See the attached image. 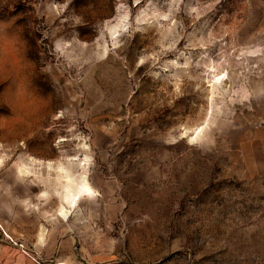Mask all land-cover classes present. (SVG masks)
Segmentation results:
<instances>
[{
    "label": "rangeland",
    "instance_id": "374dc122",
    "mask_svg": "<svg viewBox=\"0 0 264 264\" xmlns=\"http://www.w3.org/2000/svg\"><path fill=\"white\" fill-rule=\"evenodd\" d=\"M0 143V264H264V0H0Z\"/></svg>",
    "mask_w": 264,
    "mask_h": 264
},
{
    "label": "built area",
    "instance_id": "2783aa9c",
    "mask_svg": "<svg viewBox=\"0 0 264 264\" xmlns=\"http://www.w3.org/2000/svg\"><path fill=\"white\" fill-rule=\"evenodd\" d=\"M4 160H5V150L2 144L0 143V170L4 165Z\"/></svg>",
    "mask_w": 264,
    "mask_h": 264
},
{
    "label": "bare ground",
    "instance_id": "6f19581e",
    "mask_svg": "<svg viewBox=\"0 0 264 264\" xmlns=\"http://www.w3.org/2000/svg\"><path fill=\"white\" fill-rule=\"evenodd\" d=\"M80 191H87V192H90L91 190H90V188H89L88 185H86V184H82V186H81V188H80ZM76 196H77V194L73 196L71 202H74L75 200H77V197H76Z\"/></svg>",
    "mask_w": 264,
    "mask_h": 264
}]
</instances>
